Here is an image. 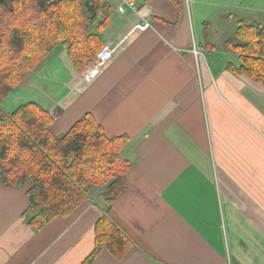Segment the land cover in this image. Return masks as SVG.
Listing matches in <instances>:
<instances>
[{
  "label": "crops",
  "instance_id": "0c3cea01",
  "mask_svg": "<svg viewBox=\"0 0 264 264\" xmlns=\"http://www.w3.org/2000/svg\"><path fill=\"white\" fill-rule=\"evenodd\" d=\"M110 1L102 44H121L92 84L56 46L11 93L30 88L17 107L47 110L57 135L89 113L107 137L127 138L128 187L108 215L129 248L93 264H264V86L226 69L238 56L217 48L194 0H133L139 12L124 14ZM28 187L0 180V264H81L104 188L33 232Z\"/></svg>",
  "mask_w": 264,
  "mask_h": 264
},
{
  "label": "trees",
  "instance_id": "16d2710c",
  "mask_svg": "<svg viewBox=\"0 0 264 264\" xmlns=\"http://www.w3.org/2000/svg\"><path fill=\"white\" fill-rule=\"evenodd\" d=\"M113 7L110 0H0V180L29 186L23 215L33 232L70 215L91 187L104 188L107 208L81 264H93L102 250L119 259L129 248L108 215L128 187L131 165L120 156L127 138L107 137L89 113L57 135L39 105L29 102L6 113L1 104L56 46L66 48L73 69L82 72L102 48ZM237 21L223 47L238 56L240 66L226 69L264 86V24Z\"/></svg>",
  "mask_w": 264,
  "mask_h": 264
},
{
  "label": "rangeland",
  "instance_id": "374dc122",
  "mask_svg": "<svg viewBox=\"0 0 264 264\" xmlns=\"http://www.w3.org/2000/svg\"><path fill=\"white\" fill-rule=\"evenodd\" d=\"M192 11L193 14H199H196V20L201 17L202 21L211 25L210 32L213 30L212 38L218 49H224L223 43L234 33L238 23L237 19L245 21L253 19L264 24V0H194ZM45 80L47 81V79ZM31 92V89L28 88L16 93L19 94L17 96L13 93L9 99L6 98L4 105L1 104V106L4 109L7 106L11 107L9 109H15L19 105L18 103L25 101V97H31ZM16 97H18L17 100Z\"/></svg>",
  "mask_w": 264,
  "mask_h": 264
},
{
  "label": "built area",
  "instance_id": "2783aa9c",
  "mask_svg": "<svg viewBox=\"0 0 264 264\" xmlns=\"http://www.w3.org/2000/svg\"><path fill=\"white\" fill-rule=\"evenodd\" d=\"M126 11L139 12L137 4L133 0H118L116 12L124 14ZM149 22V17L141 16V22L135 25V29L145 30L150 27ZM120 44V41L117 43L111 41L103 43L102 48L93 60L81 72L80 78L83 85L88 86L92 84L100 76L104 67L114 59L115 54L119 51ZM194 53L196 54V52Z\"/></svg>",
  "mask_w": 264,
  "mask_h": 264
}]
</instances>
